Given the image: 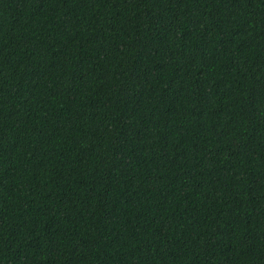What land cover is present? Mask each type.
I'll use <instances>...</instances> for the list:
<instances>
[{
    "label": "trees",
    "instance_id": "1",
    "mask_svg": "<svg viewBox=\"0 0 264 264\" xmlns=\"http://www.w3.org/2000/svg\"><path fill=\"white\" fill-rule=\"evenodd\" d=\"M0 264H264V0H0Z\"/></svg>",
    "mask_w": 264,
    "mask_h": 264
}]
</instances>
